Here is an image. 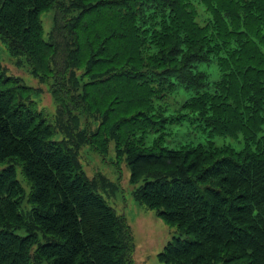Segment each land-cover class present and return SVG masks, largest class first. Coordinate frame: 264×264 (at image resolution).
<instances>
[{
  "label": "trees",
  "instance_id": "trees-1",
  "mask_svg": "<svg viewBox=\"0 0 264 264\" xmlns=\"http://www.w3.org/2000/svg\"><path fill=\"white\" fill-rule=\"evenodd\" d=\"M194 1L0 0V36L14 54L56 75L70 67L84 69L75 54L80 53L78 62L83 63L94 50L89 67L93 62L103 65L91 67L97 70L90 69L94 81H88L87 94L101 106L96 91L118 82L102 105L124 102L119 126H130L131 133L140 124L137 130L144 136L155 125L146 115L150 83L162 88L176 80L195 90L203 88L206 77L193 78L187 71L194 63L208 61L225 43L234 46L226 25L233 27L231 20L236 25L242 14L252 38L263 43L259 28H264V0H204L222 43L214 48V40L196 22L189 5ZM51 7L58 10L57 25L45 39L41 18ZM154 9L156 18L161 13L179 24V32L186 27V41L179 33L177 44L167 21L159 31L151 18ZM252 16L255 20L249 22ZM152 39L159 65L150 60L148 66L141 65L148 51L145 42ZM248 41L236 44L239 50L233 58H225L233 68L229 87L222 83L217 96L198 94L187 106L200 113L211 134L242 133L243 150L210 143L178 150L155 144L143 146V151L142 139L133 145V134L124 137L138 200L179 231L161 254L166 264H264V53ZM181 42L190 44L188 51ZM178 56L182 63L172 64ZM115 63L122 66L98 76L100 69ZM29 96L30 88L7 76L0 62V264H130L122 238L125 223L80 172L72 151L55 137L54 127ZM17 165L31 186V220L21 209L26 192Z\"/></svg>",
  "mask_w": 264,
  "mask_h": 264
},
{
  "label": "rangeland",
  "instance_id": "rangeland-1",
  "mask_svg": "<svg viewBox=\"0 0 264 264\" xmlns=\"http://www.w3.org/2000/svg\"><path fill=\"white\" fill-rule=\"evenodd\" d=\"M235 3L237 4V2ZM189 5L194 8L197 14L196 22L205 30L206 37L214 40L211 43L212 47L221 45L222 43L217 38V23H215L214 16L206 7L204 0H197ZM211 7L220 13L217 7L214 5ZM57 12L55 7H51L42 15L45 39L51 36L53 28L57 25ZM155 14L157 13L154 9L151 18L159 31L165 27V21H167L171 25V31L176 35L177 44L181 40L179 33L182 40L186 41L187 36L183 32L186 27H182L179 32V24L173 23V19L170 17L164 19L161 13L156 18ZM254 20L253 16L249 18V22ZM230 23L233 27L227 24L226 28L230 31L234 46L227 47L225 43L224 49L221 48L220 52L208 55V61L194 63L191 70L187 71L188 75L193 78L202 75L206 77L203 88L195 90L190 88L187 83L176 80L162 88L155 87L151 83L148 85L152 96L148 106L149 112L146 115L153 122L151 124L155 125L144 136H141L142 133L137 130V128H141L139 123L131 133L127 132L130 126L122 124H120L122 127L119 126L118 119L122 118L125 113L118 116L120 114L118 111L122 107H126L124 102L116 100L115 102L120 103L118 107L116 103L102 105L109 99L110 90H115L119 86L118 82L111 83L108 86L109 89L104 87L96 91L94 98L96 103L101 106L96 105L87 94L88 81L89 83L94 81L89 77L91 67L103 65L102 63L96 65V62H93L89 67V60L92 59L94 50L91 55L89 53L83 63L78 62L80 53L76 52L78 53L75 54L77 65L84 69L81 70L76 66L77 71H73L70 67L66 74L56 75L47 72L48 69L45 65L37 69L27 56L14 54L0 36V62L6 75L15 77L30 88L29 98L52 124L55 129V137L64 141L72 151L80 172L125 223L126 228L122 231V238L125 248L130 250L128 252L131 256L130 264H166L161 260V254L167 244L179 236V231L177 227L170 226L157 210L149 209L138 200L136 187L131 182V171L126 164V151L129 149L124 147L126 145L124 137L133 134L135 139H129L133 145H135L134 141L139 142L142 139L144 141L143 144L141 142L142 148L140 149L142 150L152 148L155 144L172 150L199 145L208 147L210 143L221 148L231 146L237 152L245 148L246 142L242 133L237 137L211 134V129L206 127L200 113L187 107L198 94L217 96L219 85L226 83L229 87L230 79L234 78L230 77L233 68L229 60H225V58L234 57L233 53L239 50L236 44L247 43L248 40V43L253 41L262 47L264 53L263 27L259 28L260 37L263 40L261 43L253 39V34L246 29L248 19L245 14L238 17L236 25L232 20ZM206 37L204 33L207 44L210 41ZM155 41L152 39L148 40V43L145 42L148 51L142 56L144 59L141 60V65L148 66V60L152 61L151 64L159 65L156 58L160 57V53L157 54L158 49L155 48ZM126 42L130 43V41ZM169 44L171 45L172 42ZM181 44L186 48L185 51L189 50L190 44L182 42ZM155 54L157 55L149 56ZM181 58L182 56H178L171 63L174 64ZM127 62H129V58L125 59V63ZM181 63L182 60L179 64ZM53 65L55 66V64ZM118 66L122 65L115 63L113 66H106L103 70L98 71V76L100 77L106 72L108 74L111 69H119ZM162 67L167 70V64ZM96 70L91 69V72L95 73ZM59 84H61V88L57 86ZM122 86L124 87V82H122ZM133 92L135 93V91ZM137 92L139 93V91ZM146 94L147 92L143 94V97L147 96ZM138 121L142 122L141 119ZM143 126H147V124L145 123ZM131 150L138 151L136 148H131ZM16 168L18 179L26 192L21 209L25 217L31 220L30 215L33 211L29 201L31 186L23 174L21 166L17 165ZM1 169H3L2 166H0ZM43 264L50 263L44 262Z\"/></svg>",
  "mask_w": 264,
  "mask_h": 264
}]
</instances>
